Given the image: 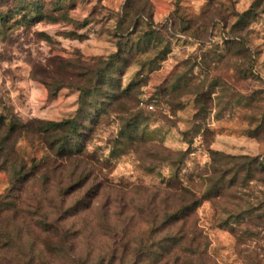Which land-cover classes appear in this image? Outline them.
<instances>
[{"label": "rangeland", "instance_id": "374dc122", "mask_svg": "<svg viewBox=\"0 0 264 264\" xmlns=\"http://www.w3.org/2000/svg\"><path fill=\"white\" fill-rule=\"evenodd\" d=\"M74 118L88 136L83 163L39 130ZM262 122L264 0H0V264H108L115 233L135 247L154 216L195 198L188 224L216 264H264V176L241 182L243 171L208 192L213 166L244 165L210 151L263 158L264 134L251 135ZM12 147L20 179L3 158ZM62 210L79 213L59 248L39 222Z\"/></svg>", "mask_w": 264, "mask_h": 264}, {"label": "trees", "instance_id": "16d2710c", "mask_svg": "<svg viewBox=\"0 0 264 264\" xmlns=\"http://www.w3.org/2000/svg\"><path fill=\"white\" fill-rule=\"evenodd\" d=\"M130 2V0H128ZM254 12V7L249 11L240 15V19L237 25H242L245 22H249L248 19ZM123 55L122 47L111 56V63L107 65H113V62L118 61L120 56ZM125 57V61H126ZM100 77V76H99ZM98 77V78H99ZM99 82L101 80L99 79ZM104 84V83H102ZM82 108L86 105V95H81ZM40 124V132L45 136V140L49 149L55 151L62 156L67 158L78 159L80 163L85 161V141L87 140V133L81 131V125L78 119H67L64 121H38ZM84 125V124H83ZM131 127H135V123H131ZM16 127L13 125L9 127L6 131L5 139L11 140L13 135H15ZM264 134V122L260 123L252 132L251 135L254 137H260ZM3 137L1 136V139ZM78 138V143L74 144V139ZM264 138V137H263ZM15 140V139H14ZM15 145V141H14ZM5 150L0 148V153H4ZM211 157L215 163L222 160L224 157L227 159H239L244 161L243 167H238L234 169L221 170L217 166H213L216 176L209 177L210 182V194H215L218 196V192L215 193V189L218 185L225 187H230L234 185L235 182H240V174L245 171V175L241 178V182H248L255 180L258 174L264 176V157L252 158L249 156L244 157H233L227 156L219 151L211 150ZM15 154V147H12L8 155L3 158L10 161V168L13 170V175L20 179L23 176V169L25 164L22 162L17 163L11 160V155ZM55 170V169H54ZM219 173V174H218ZM231 174V176H229ZM45 178H50V172H45L43 175ZM229 176V177H228ZM17 179V180H18ZM19 181V180H18ZM264 181V179H263ZM172 188V186H170ZM175 191L176 195L182 196L185 193V188L174 186L172 189ZM211 195L209 198H212ZM170 194L166 196V200H170ZM199 199H193L186 206L180 207L173 211H166L163 217L158 220V216H154V221L156 224L153 225L148 231L149 237L140 241L138 245L132 247L131 244H119L118 233H115L114 243L110 244L107 255L104 256L109 258L107 260L108 264H114L118 259H120L122 264H126L128 259L131 257L133 264H138L139 261L149 260L150 264H216L210 254V241L208 236L204 233L203 229H200L196 222L188 224L189 220L192 219L199 203ZM64 203H62L63 206ZM91 206H89L90 208ZM63 208V207H62ZM87 208V207H86ZM1 211V210H0ZM79 212L60 211L56 215L44 214L41 217V229L44 233L54 236L58 241L59 248L67 247L68 244L73 240L75 233L68 227L69 217L77 215ZM2 215V212L0 213ZM161 220V221H160ZM160 223L158 224V222ZM127 229L123 231L126 234ZM122 249V250H121ZM62 250V249H61ZM120 256V257H118Z\"/></svg>", "mask_w": 264, "mask_h": 264}]
</instances>
